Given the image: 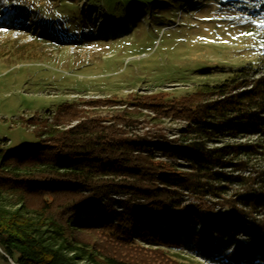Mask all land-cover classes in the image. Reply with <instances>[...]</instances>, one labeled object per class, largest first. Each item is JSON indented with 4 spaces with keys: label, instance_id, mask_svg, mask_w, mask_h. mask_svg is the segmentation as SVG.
I'll return each mask as SVG.
<instances>
[{
    "label": "trees",
    "instance_id": "obj_1",
    "mask_svg": "<svg viewBox=\"0 0 264 264\" xmlns=\"http://www.w3.org/2000/svg\"><path fill=\"white\" fill-rule=\"evenodd\" d=\"M109 106L120 108L109 115L95 112ZM163 117L187 121L181 139L131 134L132 128ZM31 122L42 138L38 147L8 153L0 147L3 262L155 264L153 259L182 250V228L200 259L224 247L218 238L238 233L251 242H240L219 264H260L264 259V225L249 218L264 211V166H249L253 158H264L259 142L264 139V54L224 83L180 98L158 92L66 102L51 124ZM248 137L259 140L239 142ZM154 151L168 160H156ZM177 161L185 162L188 171L181 172ZM227 169L234 174H226ZM225 185H247L246 193L226 200ZM186 190L199 199L221 200L230 212L205 211L199 218L179 202ZM113 195L124 196L117 200L121 210L113 206ZM157 214L168 219L167 228L144 221ZM80 215L92 221L83 222ZM195 223L201 226L198 233L192 229ZM127 251L147 252L152 259L137 260Z\"/></svg>",
    "mask_w": 264,
    "mask_h": 264
},
{
    "label": "rangeland",
    "instance_id": "obj_2",
    "mask_svg": "<svg viewBox=\"0 0 264 264\" xmlns=\"http://www.w3.org/2000/svg\"><path fill=\"white\" fill-rule=\"evenodd\" d=\"M263 54L264 0H0V147L7 153L38 147L42 138L33 131L31 121L46 119L51 124L63 103L123 100L131 93L167 92L180 98L224 83ZM115 108L95 112L109 115L120 107ZM144 113L154 117L148 110ZM187 124L182 118L163 117L132 128L131 134L161 133L163 139L177 140ZM245 140L259 139L239 142ZM259 142L264 145V139ZM154 156L168 160L158 151ZM177 164L181 172L188 171L185 162ZM249 166L263 167V156L253 158ZM249 171L242 174L248 176ZM226 172L234 174L230 169ZM225 187L227 200L232 194L246 193L247 185ZM111 197L115 209L121 210L117 200L124 196ZM179 202L199 218L205 211L219 216L230 212L221 200L209 195L199 199L187 190L181 191ZM251 216V222L264 225V211ZM79 219L92 221L86 215ZM144 221L159 230L170 225L162 214ZM200 228L198 223L192 226L195 233ZM179 235L182 250L156 256L162 264H219L240 242H251L242 233L218 238L224 247L200 259L184 228ZM126 255L152 259L147 252L127 251ZM0 264L7 263L0 260Z\"/></svg>",
    "mask_w": 264,
    "mask_h": 264
},
{
    "label": "built area",
    "instance_id": "obj_3",
    "mask_svg": "<svg viewBox=\"0 0 264 264\" xmlns=\"http://www.w3.org/2000/svg\"><path fill=\"white\" fill-rule=\"evenodd\" d=\"M49 120H50V118H49ZM256 183H257V181H256ZM258 184V183H257ZM255 185V184H254ZM255 187V186H254ZM230 210V209H229ZM149 218H152L153 219V217H149Z\"/></svg>",
    "mask_w": 264,
    "mask_h": 264
},
{
    "label": "water",
    "instance_id": "obj_4",
    "mask_svg": "<svg viewBox=\"0 0 264 264\" xmlns=\"http://www.w3.org/2000/svg\"><path fill=\"white\" fill-rule=\"evenodd\" d=\"M6 257V256H5ZM7 258V257H6ZM9 262L11 263V264H14L11 260H9Z\"/></svg>",
    "mask_w": 264,
    "mask_h": 264
},
{
    "label": "bare ground",
    "instance_id": "obj_5",
    "mask_svg": "<svg viewBox=\"0 0 264 264\" xmlns=\"http://www.w3.org/2000/svg\"><path fill=\"white\" fill-rule=\"evenodd\" d=\"M100 27H101V28H103V24H102V25H100Z\"/></svg>",
    "mask_w": 264,
    "mask_h": 264
}]
</instances>
